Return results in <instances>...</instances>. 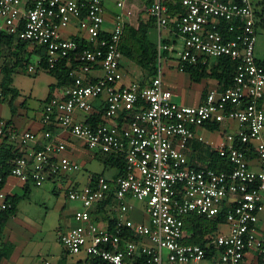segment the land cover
Here are the masks:
<instances>
[{
  "label": "built area",
  "instance_id": "built-area-1",
  "mask_svg": "<svg viewBox=\"0 0 264 264\" xmlns=\"http://www.w3.org/2000/svg\"><path fill=\"white\" fill-rule=\"evenodd\" d=\"M179 1L183 15H170L162 0L148 4L146 13L156 18L160 30H169L167 38H183L180 72L221 58L237 63L233 84L210 89L197 106L175 102L161 71L146 85H122L126 75L120 41L126 19L133 15L128 0H0V32L44 48L50 70L68 61L74 81L45 104L42 141L33 132H19L0 121V143L33 146L14 162L11 176L42 187L55 177L81 171L65 155L66 144L49 130L55 124L90 151L126 162V172L118 179L92 177L84 188L68 191V199L82 205L74 216L76 226L59 232L68 255L83 254L108 264H264V239L257 229L264 213V68L255 56L259 19L252 0ZM109 2L118 10L112 29L106 26ZM73 23L78 33L66 36ZM222 23L229 26L228 35L219 28ZM167 38L159 41L160 53L173 51L174 46L162 43ZM41 61L39 57V67ZM97 67L103 77L92 80ZM36 71L33 65L28 69ZM101 98L106 123L78 121L77 113L91 116L93 102ZM215 123L236 124L215 146L232 164L230 172L195 168L185 153L196 130ZM131 200L145 204L148 222L132 218ZM11 207L6 201L1 205L2 210ZM190 213L224 217L203 246L183 243V217ZM101 218L106 221L103 228Z\"/></svg>",
  "mask_w": 264,
  "mask_h": 264
},
{
  "label": "crops",
  "instance_id": "crops-1",
  "mask_svg": "<svg viewBox=\"0 0 264 264\" xmlns=\"http://www.w3.org/2000/svg\"><path fill=\"white\" fill-rule=\"evenodd\" d=\"M127 7L133 11V15L127 17L126 19L128 24L134 27H138L141 21H144L145 19L148 18L146 13L147 3L145 1L128 0ZM117 12L118 10L115 7L114 3L109 2L107 4V15H106V26L108 29H112L114 17L117 14ZM0 27H2L1 20H0ZM154 29H156L157 31L158 45L161 38L170 37L169 35L170 33L168 29L160 30L158 27H155ZM68 31L71 36H74L76 33H78L77 23H73ZM34 59L38 60V57H33L32 61ZM163 60H161V62H163ZM4 61L2 60V65L0 64V82L2 78L1 69L4 64ZM31 65L33 64L31 63L29 67ZM162 65L163 64L161 63L159 72L160 71L162 72L163 85L166 89L170 90L173 93L174 101L179 104L188 105V106L201 105L203 103L208 88L211 89L216 87V83L210 80L203 81L202 83H198V84L194 83L190 79L189 75L182 72L186 77L189 78L186 79L188 81L186 83L185 89L182 90L178 87L177 83H175L172 79L166 78L165 74L163 73ZM166 65L168 67H172L170 63ZM39 68L42 69L41 67ZM42 70L45 71L44 69ZM26 74L31 75V73H29L28 70ZM90 77L92 80L100 79L103 77V72L99 67H97L91 73ZM139 81H140L139 78L127 79L125 77L122 82V85H128L132 82H139ZM13 85H14V80H13ZM62 88L63 87L56 88L52 96L59 95L61 93ZM2 93H3L2 89H0V97L2 96ZM3 98L8 99L5 98V96H3ZM19 99L20 96L16 100L15 106H17ZM21 104L22 106H25L24 102H21ZM44 106L41 110L39 117L35 119H29L28 112L25 110L24 113L25 115H21V118L19 117L17 119L13 117L11 119H3L2 117H0V120L12 121L11 123L16 130H18L19 132H25V131L33 132L37 134L39 140L42 141L43 134L45 130H47V128L42 123ZM102 107H106V102L104 98H101L93 102V108L96 111H98ZM77 119L80 122H87L89 116L82 113H77ZM209 126L210 125H207L204 128L196 130V139L191 143V145L185 151L186 155L192 161V165L198 168L207 167L208 151H209L208 148L209 147L215 148V146H217L215 145L213 147L211 144L208 143L216 142L219 143L218 145H220L223 141L224 133L229 128H236V124H232V123L222 124L220 125L218 130H212ZM51 127L54 128V132L52 133L55 139L64 142L66 144L67 150L65 152V155L71 158V160L75 161L74 157H77V155H79L80 153L78 144H82V147L85 150L90 151L85 146L84 142H82L80 139L75 138L70 133L61 129L60 126H58V124H55ZM32 147L33 146L27 147L26 149L22 147L23 150L22 149L21 150L24 151V154H26L27 152L32 151L33 149ZM97 155L98 154H96V156ZM116 174H117V170H115L114 176ZM94 175H89L86 178L85 186L88 185L90 179ZM100 175H104V174H100ZM78 176H75L74 174L61 175L51 179L42 187H37L31 183L23 184L13 176L7 178L5 187L0 192V219L1 216L3 215V211H5L1 209V205L3 204L4 201H6V199H12L13 197L16 196L22 197L23 199L20 202V204L17 206L16 213L8 217L3 231L0 232V248L6 249L8 251L7 256L2 259L1 264H45L46 261H49L51 264H79V263L86 264L88 258L85 255L83 254L78 256L68 255V253H66L59 240L60 231H67L72 227L76 226L74 216L77 211L82 209V205L80 203L72 202L67 197V193L69 190L81 189L82 187H84L81 186V181L79 180ZM62 189L64 191L65 189H67L66 195L63 199L60 198V192H61L60 190ZM49 200L51 204H54V208L52 209H49ZM41 207H45V210L43 211ZM49 215L51 218L53 216L55 221L53 228L50 232H49ZM101 219L102 222H106L104 218ZM257 229L259 236L262 239H264V213H262L260 216ZM53 231L55 233V241H57L58 244H60L61 250L54 249L51 247V243L54 242V237H51ZM250 256L252 255L250 254Z\"/></svg>",
  "mask_w": 264,
  "mask_h": 264
},
{
  "label": "trees",
  "instance_id": "trees-1",
  "mask_svg": "<svg viewBox=\"0 0 264 264\" xmlns=\"http://www.w3.org/2000/svg\"><path fill=\"white\" fill-rule=\"evenodd\" d=\"M143 1H145L147 5L153 2V0ZM222 1L227 3L238 2V0ZM162 2L168 6L170 15L180 16L184 14V8L179 0H162ZM252 4L255 14L259 19L257 28L258 25L264 26V0H252ZM155 27H157V20L156 18L150 16H148V18L144 21H141L138 27H134L127 23L124 27L120 41V51L123 54L124 59L140 67L144 72L149 73L151 77L158 75L161 60L167 59L170 55L169 51H162L160 53L159 45L154 44L149 40V32ZM219 28L225 35H228L226 34L229 28L227 24L222 23ZM162 43L167 46H174L177 41L175 39L170 40L167 38L164 39ZM0 57H5V61L1 69L2 78L0 82V89H2L3 92L2 96H5L6 98L10 97L9 106L11 107L13 113L15 112L14 104L20 96L19 91L13 87V76L19 72L26 74L29 65L32 63L33 57H40L42 59L40 67L53 75L57 80L56 86L51 87V92L46 103L50 101L56 88L69 86L74 82L70 75L71 68L68 67V61H60L55 69L50 70L47 63L46 50L44 48L33 46L29 42L21 40L19 37L6 35L4 32H0ZM259 64L264 68V62H259ZM72 65L73 67L76 66L75 63ZM236 68L237 63L235 61L230 58H221L219 60L210 61L208 64L199 63L197 65H189L185 68L184 73L189 75L190 79L194 83L198 84L203 81L210 80L216 83L217 88L223 90L233 84ZM146 84H148L147 81L141 83L142 86ZM209 90L210 88H208L206 93ZM106 121V107H102L98 111L95 109L93 110L91 116H89V119L87 120V123L96 126L99 123H106ZM6 122L8 125L13 126L11 123L12 121ZM220 125L221 124L219 123H215L211 124L209 127L212 130H218ZM49 130L54 132L53 127H49ZM21 149V146L9 144L5 140L0 143V177L3 179L0 182V192L4 189L7 178L11 176L14 162L18 158L25 155L24 151H22L23 149ZM208 150V165L206 168L217 172L232 171V164L226 158L220 156L219 149L209 147ZM100 157L106 167L117 170V174L112 178L113 180H116L125 174L126 162L123 158L115 155H100ZM189 161L192 165L190 158ZM194 167L198 168L196 166ZM99 176L104 175H94L93 177L95 178ZM22 199V197L17 196L12 199H6V202L10 201L12 207L9 210L3 211V215L0 219V232L3 231L8 217L16 213L17 206L20 204ZM223 222V216L217 219H208L195 213H190L184 216L183 228L185 238L183 243L188 245H205L206 242L218 232V228ZM114 227L115 224L110 222L111 231H114ZM130 239L136 240V237L131 236ZM7 252L8 251L6 249L0 248V264L2 259L7 256ZM86 264L108 263L100 259L89 258Z\"/></svg>",
  "mask_w": 264,
  "mask_h": 264
},
{
  "label": "rangeland",
  "instance_id": "rangeland-1",
  "mask_svg": "<svg viewBox=\"0 0 264 264\" xmlns=\"http://www.w3.org/2000/svg\"><path fill=\"white\" fill-rule=\"evenodd\" d=\"M66 36L69 34V31H67ZM176 39L177 43L173 47V51L170 53V57L166 60H163L161 62L163 73L165 74L166 78L172 79L175 83H177L178 87L182 90L185 89L186 83L189 79L186 77L182 72H180L178 68V61L180 59V53L183 49L184 40L182 37H176L173 35L172 40ZM149 40L157 44V31L156 29H151L149 33ZM255 56L256 58L264 62V26L258 25L257 30V41H256V48H255ZM5 57H1L0 64L2 65V60L4 61ZM166 61V62H165ZM171 64L172 67H168L166 64ZM33 66L37 68V72L33 73L31 75L24 74L22 72L14 74L13 80H14V87L18 89L20 92V99L17 103V106L14 104V111L16 110V113L12 111L11 107L9 106V100L10 97H7L8 99H4L3 96L0 97V117L3 119H11L13 117L15 118H21V115H25V110L28 112V118L29 119H35L39 117L41 110L43 106L45 105V101L48 98L51 87L53 85H56L57 81L56 78L51 75L48 72L43 71L39 68V65L37 63V60L32 61ZM161 67V66H160ZM123 68L125 71V75L127 79H138L139 83L146 82L150 79V74L147 72H144L140 67L136 66L135 64L131 63L128 60L123 61ZM140 75V76H139ZM6 98V97H5ZM25 103V106H22L21 102ZM24 109V110H23ZM226 127V126H225ZM234 130V128H233ZM211 144L213 147L215 145H218L219 143L213 142L208 143ZM80 153L77 155V157H74V160L79 164L81 167V171L78 173H74L75 176L79 177V180L81 181V186L85 187L86 184V178L89 175H100L104 174L107 178L111 179L114 174L115 170L110 167H106L105 164L102 162L100 154L92 151L85 150L82 147V144H78ZM96 154H98L96 156ZM82 187V188H84ZM69 189V188H68ZM60 198H64L66 195L67 189L65 191L62 189L60 190ZM131 203L134 205L135 210L133 212L132 218L136 221H142L145 220V222H148V215L145 213V204L143 202L137 201V200H131ZM54 208V204L50 203L49 200V209ZM43 211L45 210V207H41ZM55 221L52 216V218L49 215V232L52 230L53 225ZM106 226L105 222L100 221V227L103 228ZM51 237H54V242L51 243V247L54 249H60L61 246L58 244L57 241H55V233L54 231L51 234ZM51 259V258H50Z\"/></svg>",
  "mask_w": 264,
  "mask_h": 264
}]
</instances>
